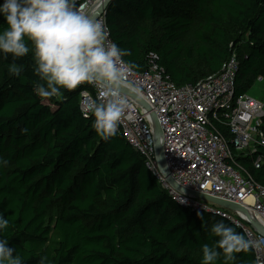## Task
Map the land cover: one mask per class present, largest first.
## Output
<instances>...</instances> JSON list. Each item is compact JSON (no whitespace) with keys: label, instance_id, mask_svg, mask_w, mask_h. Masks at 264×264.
<instances>
[{"label":"trees","instance_id":"obj_1","mask_svg":"<svg viewBox=\"0 0 264 264\" xmlns=\"http://www.w3.org/2000/svg\"><path fill=\"white\" fill-rule=\"evenodd\" d=\"M105 12L135 72L152 53L171 82L194 86L235 55V96L264 80V0H115ZM11 63L0 55V213L9 247L25 264L41 255L51 264H200L201 246L218 239L209 235L216 221L179 211L122 136L101 139L80 110L82 88L39 97L32 54L16 61L19 78L8 74ZM251 158L237 161L264 186V166L255 170ZM236 255L235 264H255L251 249Z\"/></svg>","mask_w":264,"mask_h":264},{"label":"built area","instance_id":"obj_2","mask_svg":"<svg viewBox=\"0 0 264 264\" xmlns=\"http://www.w3.org/2000/svg\"><path fill=\"white\" fill-rule=\"evenodd\" d=\"M105 0H76L78 10L92 17ZM105 11L94 19L109 30ZM150 54L147 69L131 79L143 96L134 100L122 118L118 133L142 157L157 185L180 207L218 218L247 238L260 242L252 248L255 264H264V186L237 161L253 156L252 166H264V101L247 94L235 96L239 64L235 55L221 71L194 86H177ZM261 81L262 78H259ZM79 107L85 116L88 104L99 99L98 90L81 85ZM216 127L225 129V135ZM230 145H233V150ZM225 201L239 207L229 210L193 194ZM250 199V200H248ZM183 200L185 203H181Z\"/></svg>","mask_w":264,"mask_h":264},{"label":"clouds","instance_id":"obj_3","mask_svg":"<svg viewBox=\"0 0 264 264\" xmlns=\"http://www.w3.org/2000/svg\"><path fill=\"white\" fill-rule=\"evenodd\" d=\"M0 17L4 21L0 55L13 60L8 74L19 78L24 65L16 61L31 53L37 96L53 97L84 84L93 86L99 99L88 104L87 111L94 117L92 127L105 141L116 136L122 118L143 92L131 79L136 65L124 59L131 51L108 40L107 25L78 10L76 0H3ZM5 164L0 160V165ZM197 216L203 222L202 214ZM8 227L9 220L0 213V264H25L4 237ZM209 235L218 239L201 246L200 264H217L221 258L222 264H235L236 254L260 246L223 221L214 223ZM38 264L51 261L41 255Z\"/></svg>","mask_w":264,"mask_h":264},{"label":"rangeland","instance_id":"obj_4","mask_svg":"<svg viewBox=\"0 0 264 264\" xmlns=\"http://www.w3.org/2000/svg\"><path fill=\"white\" fill-rule=\"evenodd\" d=\"M249 95L251 98L258 100V101H264V80L262 79L261 81L258 80L254 84V86L246 93ZM45 104H49L52 106V104L49 102V100L44 101ZM184 208H179V211H183ZM198 213V212H195ZM203 218L206 216L205 214H202ZM211 219L215 220L216 222L222 221L218 218L210 217ZM56 242V237L54 235L51 236L49 240V245H53Z\"/></svg>","mask_w":264,"mask_h":264},{"label":"water","instance_id":"obj_5","mask_svg":"<svg viewBox=\"0 0 264 264\" xmlns=\"http://www.w3.org/2000/svg\"><path fill=\"white\" fill-rule=\"evenodd\" d=\"M115 0H105V2L102 4L101 8L99 9L98 12H96L91 18H95L97 16V14H102L104 11H106L107 7L113 3ZM193 196L199 198V199H202V200H206L208 202H211L213 204H216L218 206H221L223 208H226V209H229V210H237L239 209L238 206L236 205H233V204H230V203H227L225 201H221V200H218V199H214V198H210V197H207L205 195H202V194H196L194 193Z\"/></svg>","mask_w":264,"mask_h":264},{"label":"bare ground","instance_id":"obj_6","mask_svg":"<svg viewBox=\"0 0 264 264\" xmlns=\"http://www.w3.org/2000/svg\"><path fill=\"white\" fill-rule=\"evenodd\" d=\"M248 200H250V199H248Z\"/></svg>","mask_w":264,"mask_h":264}]
</instances>
